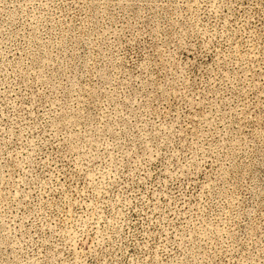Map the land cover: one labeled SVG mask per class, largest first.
I'll return each instance as SVG.
<instances>
[{
	"label": "rangeland",
	"instance_id": "obj_1",
	"mask_svg": "<svg viewBox=\"0 0 264 264\" xmlns=\"http://www.w3.org/2000/svg\"><path fill=\"white\" fill-rule=\"evenodd\" d=\"M0 264H264V0H0Z\"/></svg>",
	"mask_w": 264,
	"mask_h": 264
}]
</instances>
